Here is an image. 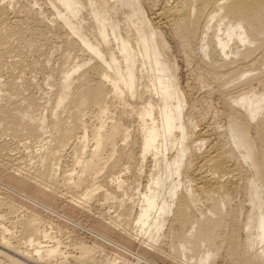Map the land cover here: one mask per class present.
<instances>
[{"label":"bare ground","instance_id":"1","mask_svg":"<svg viewBox=\"0 0 264 264\" xmlns=\"http://www.w3.org/2000/svg\"><path fill=\"white\" fill-rule=\"evenodd\" d=\"M46 1L52 23L68 34L60 64L53 66L56 70L46 69L52 70L48 80L58 74L49 83L56 87L50 91L54 95L47 94L41 102L28 89L32 76L24 73L46 68L39 59H30L43 52L37 23L46 16L34 18L31 6L10 16L12 1L0 0V179L22 192L0 197V264H27L26 259L67 262L59 239L50 237L39 202L31 200L29 210L16 212L25 198L51 202L62 187L63 194L79 191L71 193L67 209L85 206L102 186L96 182L99 175L104 180L102 199L114 214L107 210L95 226L101 233L99 243L74 244L77 264H129L121 254L107 256L102 243L130 253L122 240L136 238L155 249L168 220L179 225L169 230L176 239L169 246L173 260L208 264L224 242L220 232L231 213L230 179L240 158L253 170L245 185L249 208L242 225L244 239L231 236L228 246L264 264V0L150 1L154 14L176 38L198 40V60L206 74L228 89L225 102L231 111L225 140L202 151L208 128L195 129L193 117L185 118L187 102L175 64L167 59L163 34L147 20L141 0ZM28 18L35 19L33 25ZM251 126L256 136L250 134ZM41 139L44 145L31 157L37 158L36 165L23 171L10 162V140H24L22 146L28 148ZM147 158V184L136 196L129 194L125 174H142ZM66 161L70 164L64 165ZM193 178L199 180L197 188L191 186ZM15 227L18 235L12 232ZM48 237L53 243L43 244ZM22 244L28 246L22 249ZM133 253L137 262L154 264Z\"/></svg>","mask_w":264,"mask_h":264},{"label":"rangeland","instance_id":"2","mask_svg":"<svg viewBox=\"0 0 264 264\" xmlns=\"http://www.w3.org/2000/svg\"><path fill=\"white\" fill-rule=\"evenodd\" d=\"M5 1H7V0H5ZM11 1H12L13 12L9 13L10 16H12L16 12L17 9L25 8L26 6L32 7V15L34 18L46 16L40 22L37 23V26H39V28L41 29V35L39 36V38L37 40L38 41L40 40V42L38 43L39 45L40 44L44 45L43 52L40 54L39 53L38 54L33 53L30 56V59H39L40 63H42V65L45 66L46 68L44 71L39 70V69L34 70V71L26 70L24 73L25 77H27V78L32 76L29 78V81H27L28 89L30 91L34 92V94H36L37 98L39 97V101L44 102L47 99V97L52 95L51 94L52 92H50V91L54 88L56 89V87H52L50 85L51 84L50 79H52V77L49 79L50 80V82H49L47 76L50 75V73L54 69V67H58V65L61 62V58H62L61 54H63L64 53L63 51H65L64 49H66V46L63 47L64 46L63 44L66 41L65 35L68 31L66 32V29L64 30L63 28H60V27L58 28L57 25L55 26L52 23L51 18L52 17L54 18V16L52 14L53 11L51 9V6H49L50 4H48V1H46V0H11ZM150 1L151 0H141L142 9L144 11V15L146 16L147 20L151 23L152 26L154 25L155 28H159V30L163 34L164 40L166 41V45H167L168 50H166L165 55H166V57H168L167 59H169V61L171 63L173 61V63L175 64L174 65L172 63L176 67L175 69H176V74L178 77L179 87L183 91L184 99L186 100L185 103L187 102L186 103L187 105L185 104L186 109L184 108V111L187 110V113H186V111L184 112L186 114L185 118H192L193 117L192 119L194 120L195 125H196L195 129H200L204 126H207V128H208L207 129L208 135L206 136V140L203 142V145L200 146L201 151H202L205 148H207L208 145L214 146V144H216L217 142L225 140V135H224L225 132L224 131H225L226 126H227V122H228V118H229L228 116L230 114L229 112L231 111L230 107L228 108V103L225 102L226 101V92L228 91V89L222 88L223 86L221 84L217 83V81L213 80V78L211 76L206 74L203 64H201L200 60H198L201 56V53L199 52L200 47H198L199 43L197 42L198 40H194V42H195L194 43V42H192L193 40L192 41H186L184 39L176 38L172 34L170 29L168 28L166 23L163 22V20L160 17H157L154 14L156 7L153 6V3H151ZM153 8H154V11H153ZM34 18H31V19L28 18L27 19L29 24H32V25L34 24V22H35ZM50 22L53 25H51ZM53 26H55V27L53 28ZM56 28H57V30H56ZM61 29H63V30H61ZM184 41L187 42V46L183 47V45H185ZM182 42H184L183 45L181 44ZM65 45H66V43H65ZM186 47H189L190 49L186 48ZM62 49H63V51H61ZM187 49H189L191 52ZM196 49H198V50L196 51ZM192 50H194L196 53ZM185 51L187 52L186 53L187 55L185 54ZM167 54H168V56H167ZM60 55H61V58H60ZM187 59H190V60L187 61ZM59 60H60V62H59ZM72 60L73 59L69 60V63ZM197 61H199V62H197ZM70 65H73V64H69L68 67ZM255 66L253 68H255ZM241 67H243V65H241L240 68ZM50 68L52 70L47 71V70H50ZM54 70H56V69H54ZM255 71H257V69ZM55 74H52V75H54L53 79L58 78V74H56V75ZM246 74H249V73H246ZM204 76L206 79L204 78ZM3 78L4 77H1L0 80H2ZM45 78H47V80H45ZM46 82H48V83H46ZM208 82H209V84H208ZM218 84L221 86H219ZM251 84L254 87H256V86H257V88L259 87V85L254 80L251 81ZM29 85H30V87H29ZM233 85H235V84H231L230 87ZM0 93H2V92H0ZM54 93H55V91H54ZM47 94H50V95H48L46 97ZM41 97L42 98L44 97V98L42 99ZM49 104L51 105V102H49ZM50 105H48V107ZM47 109H48V111H47ZM47 109L46 108L44 109V111L46 110L45 111L46 115H47V113H50L49 112L50 107ZM41 111H42V109H41ZM42 113L44 114V112H42ZM262 118L264 120L263 116H262ZM132 124L135 125V122L133 121ZM251 127L254 128V126H251ZM253 128H250V134H252L253 136H256L255 128L254 129ZM47 136H48V134L45 133V135L43 134L42 138L44 139V137L46 138ZM24 140L27 141L26 139H24ZM24 140H22L21 143L20 142H14L13 140L12 141L10 140L8 142V146L10 145L9 146V149H10L9 153L11 154V156H10L11 161L10 162L13 165L14 164L19 165L20 167H22L21 169L23 171L24 170L26 171L31 166L37 164V163H33V162H37L36 161L37 158L33 159L31 157H33V154L37 150H38V152L40 151L39 149L41 148L42 145H44V141L41 139L38 142L37 141L36 142L35 141L30 142V146L28 148H30L31 150L29 149V151H28V150H26L28 148H25L24 146H22V143L25 142ZM263 141H264V132H263ZM197 151H199V149ZM201 151H199V152H201ZM26 152H28V153H26ZM30 158H31V160H30ZM238 158H240V157H238ZM150 160H151L150 158H147L144 161L143 167L144 166L145 167L143 169L142 174H140L139 172L137 173L136 170H133V173H131L132 171L129 172L132 174V177H131V174H128V172H126L125 177H127L126 183L128 185L127 188L129 187L127 190L129 194L132 193V194H134V196H136L135 195L136 192L144 189L145 184H147L146 183L147 170L151 165ZM237 162H238L237 165L233 168L234 169L232 172L233 177H232V179H230L232 182V185H231V188H229V197L230 198H228V203H229L228 205H230L229 207H232V208L228 207L227 210L230 209V211L229 210L228 211L231 213H229V216L227 215V217H225L226 222H225L224 228L220 232L222 235L220 238V241L223 239L222 241H224L225 243L223 242V244H221L220 252L216 256L212 257L209 260L208 264H260L258 261H255V260L249 258L247 255H244V253L242 252L241 249L240 250L239 249L234 250V247H231V245L228 246L231 236L232 237L234 236L235 238H237L239 236V238H237V239H239L238 241H242L245 237V231L242 230L243 229L242 225L244 223L245 214L249 208V202H247L246 195H245V189L247 186H245V185H246L247 181L251 177H253V175H252L253 170L250 169V167L248 166V163L246 161L244 162V160L242 158H240V159H238ZM65 164L66 165L70 164V162L66 161V162H64V165ZM144 170H146V171H144ZM124 173H125V171H124ZM133 175H135V176H133ZM137 181L139 182V184ZM0 182H1L0 183V197L8 195V193L15 194L16 191L20 192L19 190L15 191V189L11 185L4 183L2 180ZM96 182H97V184H100L102 186H101V188L96 189L97 191L96 190L94 191L93 197L85 206L80 205L79 207H75L73 209H67L66 205L72 199L71 193H73V191H74V193H76V191L77 192H79V191L73 190L71 193L63 194L65 192V190L63 191V189H62L63 187L60 188V192H58V197H56V199H53L51 202H45V201L41 202L40 200H36L30 196H28V197H30V199H28L29 201L27 200V198H25L26 202L22 201L25 205H22V207L20 208L21 210L19 209L16 213L21 214L23 211V208H26L27 205H30L29 203H32L31 200L32 201L34 200L37 203L39 202L38 204H40L41 206H39L38 204L36 205L35 203H34V205H36L38 207V211L40 212L41 216L43 218H45L47 222L48 221L50 222V223L48 222L49 226L47 227V229L48 228L50 229V230L48 229L50 237H56L57 239H59V241L61 242L60 249L63 251L64 255L68 256L67 262L63 261L62 263L61 262L59 263V261H58L56 263L55 262L56 260H52V262H54L56 264H77V261L74 258V255L75 254L79 255V253H78L77 249L75 250L74 244L77 245L78 242H80V241H82V242L84 241V243H86V244L88 243V245H90L92 243H96V244L99 243V240H100L99 237L101 236L100 235L101 233L98 231V229H96L95 226L97 225V223H99L100 218H102L103 216H104L103 218H105L106 213L109 214V212H110L112 215L114 213H113L112 209L108 208V205H107V203L104 202V199H102L103 197L101 194H102V189H104L103 188L104 187L103 186L104 180H103L101 175L98 176V178L96 179ZM198 183H199V180H197V182H196V179L193 178L192 185H191L192 188H194L195 185H196L195 188L198 187L197 185L200 186V183L199 184ZM9 189H10V191H9ZM20 193H22V192H20ZM16 199L20 200L18 197H16ZM129 203H130V201L129 202L126 201V205L127 204L129 205ZM41 207H43V208H41ZM29 209L30 208H26V211ZM242 209H244V210H242ZM2 210L3 209L0 208V212H2ZM107 210H109V212ZM136 210L137 209L135 208L134 213ZM233 214H235L234 215L235 218L232 216ZM168 221L164 225L165 227H163V230H162L163 233H161V235L162 234L164 235V238L163 239L160 238V240L158 241L159 244L155 248L156 250L151 248L150 246L148 247V245L146 246L145 243L141 242L140 240H138L136 238L130 239L128 242H124L122 240V243H124L126 245L127 249L129 250L128 252H130V253H133V252L136 253L137 252L138 254L141 253L142 255H144L145 258L149 259L154 264H182V263L178 262V260H176V259L173 260V253L171 252L170 247H169L170 245H174L176 243V239L174 238V236L170 235L169 230H170V232L174 229L178 230L179 225H177V223H171L170 221L168 223ZM171 228H172V230H171ZM13 230L14 231H12V230L11 231L14 232L15 235L19 234V227H15ZM93 232H94V235H93ZM173 232H176V231H173ZM226 234H228V235H226ZM169 235H170V237H169ZM228 236H230V237H228ZM42 241H44L43 244H48V245L49 244L51 245L53 243V239L52 238L50 239L49 237L44 239V240L42 239ZM95 241H98V242H95ZM100 243H102V242H100ZM26 245L28 246V244H24L23 246L20 245V247L23 249L24 247H26ZM101 248L104 250V252L106 253L107 256L112 257V256H114V254H117V256L119 254H121V256H123L125 259H127V261H129V264H148V263H144L142 261L137 262L138 260L135 258V255L133 256L130 253H127L124 251L122 252L120 249H118L117 247H115L111 243H105L104 242V243H102ZM232 248H233V251H232ZM143 249L145 250V252L143 251ZM7 253L12 254L10 252H7ZM231 253H232V255H231ZM97 254H98V252L96 253L95 257L97 256ZM13 256L17 258L16 255H13ZM96 258H99V257H96ZM26 261H27V264H41L39 262H35L33 260H30V259H26ZM97 264H103V263L100 261Z\"/></svg>","mask_w":264,"mask_h":264}]
</instances>
